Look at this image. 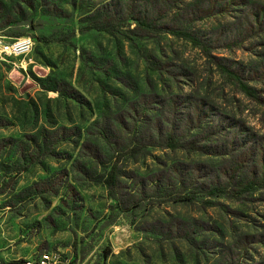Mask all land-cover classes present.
<instances>
[{
    "label": "rangeland",
    "instance_id": "obj_1",
    "mask_svg": "<svg viewBox=\"0 0 264 264\" xmlns=\"http://www.w3.org/2000/svg\"><path fill=\"white\" fill-rule=\"evenodd\" d=\"M110 2L0 0V39L32 41L0 58V262L50 252L65 264H264V0L182 1L164 22L188 25L210 58L133 21L83 33ZM166 121L187 149L159 145ZM117 152L121 207L106 186ZM173 164L195 173L182 196L255 187L213 205L170 201L158 178Z\"/></svg>",
    "mask_w": 264,
    "mask_h": 264
},
{
    "label": "trees",
    "instance_id": "obj_2",
    "mask_svg": "<svg viewBox=\"0 0 264 264\" xmlns=\"http://www.w3.org/2000/svg\"><path fill=\"white\" fill-rule=\"evenodd\" d=\"M113 1L114 3L110 2L106 8L100 11L99 15L93 16L90 22H88L86 26H83V33L96 31L107 34H120L124 29L125 23L133 21L136 23L137 28L142 31L143 35L148 36L160 33L168 34L189 41L193 46L200 49L206 57H211L210 47L205 45L197 36L190 33L187 29L189 28L188 25L181 26L180 24H177L178 26H170L164 22L170 16L176 18L179 6L182 4V1L186 0H136L140 5L137 7L138 10H134L135 14L132 16H130L129 13L120 12L118 10H113L111 12L113 4L117 7L122 0ZM128 12H131V10ZM195 16H192L188 23L194 21L193 17ZM218 66L227 77L240 86L246 95L253 96L250 88L236 72L222 66L221 64H218ZM164 123V125H158L159 145L161 144V147L174 151L178 149H187L183 148L185 144H183L182 139L176 140L174 137V132L170 130V127H172L171 122L166 121ZM116 154L117 156H115V160L107 174L106 186L110 198L116 201L118 207H121L120 204L122 203L121 196L123 188L122 179L124 178V175L122 173V160L121 157H119L121 154H119V152ZM219 155H226V152L222 150ZM163 168L164 170L158 178V181L161 183L160 187L163 186L162 188L166 190L165 192L167 195L165 196V199H171L170 201H197L200 199L201 201H205L207 205H213L214 202H212L211 199H231L233 196L236 198L238 195H242L245 192L253 191L255 187L252 183L244 184L243 181H239L236 185H232L230 182L231 186L225 185V182H211L210 184H196L195 187L197 192H190V194L182 196L183 192H177L176 189L185 184H189V182L195 181V173L190 172L188 176H183L181 169L177 167V164L171 166L165 165ZM196 180L198 181L197 177Z\"/></svg>",
    "mask_w": 264,
    "mask_h": 264
},
{
    "label": "built area",
    "instance_id": "obj_3",
    "mask_svg": "<svg viewBox=\"0 0 264 264\" xmlns=\"http://www.w3.org/2000/svg\"><path fill=\"white\" fill-rule=\"evenodd\" d=\"M32 49L30 39H20L6 43L0 39V58H18L28 54ZM0 264H3L0 262ZM12 264H65L59 254L46 252L31 258L19 259Z\"/></svg>",
    "mask_w": 264,
    "mask_h": 264
}]
</instances>
